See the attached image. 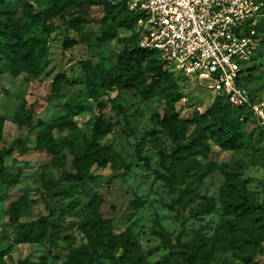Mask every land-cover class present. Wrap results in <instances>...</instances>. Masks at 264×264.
<instances>
[{"label": "rangeland", "instance_id": "obj_1", "mask_svg": "<svg viewBox=\"0 0 264 264\" xmlns=\"http://www.w3.org/2000/svg\"><path fill=\"white\" fill-rule=\"evenodd\" d=\"M3 2L16 10L69 6L48 29L33 30L50 41L40 76L1 61L0 153L11 151L0 168V264H264V32L244 79L260 113L219 102L238 146L225 150L208 137L188 151L207 132L199 118L218 100L160 55L144 61V71H167L150 99L145 86L116 81L94 84L91 97L97 80L80 62L114 74L137 49L134 25L119 26L125 12L110 0ZM98 215L128 251L103 241L106 226L83 232ZM41 218L56 235L21 241L20 225Z\"/></svg>", "mask_w": 264, "mask_h": 264}, {"label": "built area", "instance_id": "obj_2", "mask_svg": "<svg viewBox=\"0 0 264 264\" xmlns=\"http://www.w3.org/2000/svg\"><path fill=\"white\" fill-rule=\"evenodd\" d=\"M138 16V47L158 53L230 107L260 113L245 87L264 0H119Z\"/></svg>", "mask_w": 264, "mask_h": 264}, {"label": "trees", "instance_id": "obj_3", "mask_svg": "<svg viewBox=\"0 0 264 264\" xmlns=\"http://www.w3.org/2000/svg\"><path fill=\"white\" fill-rule=\"evenodd\" d=\"M2 6L0 7V72L2 71L1 61L8 60L13 63V65H24L25 69L22 70V74L30 79H34L40 76L45 69V65L48 61V52L49 47V38L46 34L44 38H38L33 35V30L36 28H49L47 23L58 16L63 9L69 6L66 2L61 4L59 7L53 5L50 8L39 9L34 8L33 6H26L22 10L10 9L3 7V0H0ZM92 2L91 4H93ZM110 3L113 5L112 9H118L119 13L125 12L127 17L119 26L126 25L130 22V26L136 25L138 16L129 11L126 3L119 0H110ZM98 4V3H97ZM94 5V4H93ZM26 17V22H22V18ZM263 21V20H262ZM261 21V22H262ZM259 23L256 26V33L264 32V23ZM48 33V32H46ZM137 35V34H136ZM138 37V36H137ZM70 41V40H69ZM69 41H65L64 46L67 47ZM146 53L153 55L158 54L155 52H147L140 49L137 46L129 60L124 64L121 69L116 71L114 74L111 72H106L105 68L101 65L100 67L92 68V61H81L80 66L85 69H93V77L97 82L89 85V91L91 92V97H95L93 94V85L112 87L114 81L122 85H142L145 86L146 96L148 100L152 97L153 94H157L159 88H163L166 84L167 71L161 65L150 66L148 65V70L144 71L143 67L145 65ZM159 55V54H158ZM253 69L250 67L248 69V74ZM108 85V86H107ZM218 101L210 108L208 112L207 119L204 120V117L199 118L201 124H207V132L203 133L198 137L195 142L187 146V150L191 151L196 148V146L204 147L205 139L210 137L214 142L225 150H233L238 146V141L241 135L238 132V129L235 125L227 122V120L222 115V108L219 106V102L222 103V106L228 109H232L240 114V110L234 109L226 104L222 99L217 98ZM80 109L82 108L81 104H78ZM75 115L77 112L75 111ZM177 116V115H176ZM193 121L183 120L184 125H190L189 123H194ZM1 123V120H0ZM0 141H1V132H0ZM10 149L3 150L0 153V168L3 167V158L10 154ZM200 151V150H198ZM242 207H237L241 209ZM247 210V211H246ZM248 208L243 206V213L249 215ZM48 219L41 218L40 220L32 223H26L20 225L21 231V241L23 242H42L43 239L49 237V235H54V231L47 229ZM106 228L108 233L106 235L102 234L103 241L107 243H112L114 247L121 249L123 251H128V247L125 243L122 242V236L114 235L111 231V226L109 221H105L98 215L95 221L91 222V225H85L82 229L83 232H87V227L91 230L101 231ZM89 231V230H88Z\"/></svg>", "mask_w": 264, "mask_h": 264}]
</instances>
